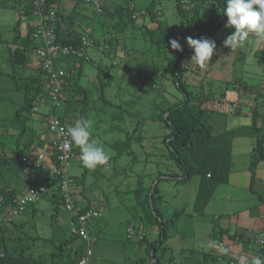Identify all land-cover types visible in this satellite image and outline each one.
<instances>
[{
    "label": "rangeland",
    "instance_id": "1",
    "mask_svg": "<svg viewBox=\"0 0 264 264\" xmlns=\"http://www.w3.org/2000/svg\"><path fill=\"white\" fill-rule=\"evenodd\" d=\"M187 1L184 9L190 11L192 3ZM149 3L151 0H134L136 11L144 9ZM103 5L113 10L116 5L126 6L127 2H80L79 6L84 7L79 8L86 10L88 15L84 20L77 16L76 20L81 24L75 28L83 36H91L97 41L96 45L89 48L87 45L84 50L89 61L84 62L78 83L87 87L95 97L103 94V99L95 98L96 107L88 108L81 113L82 117L68 118L72 125L80 119L89 121L91 139L98 141L110 155L107 165L89 170L82 166L77 147L78 151L74 152V159L67 170L69 178H83L85 202L101 214L94 223L87 224L88 234L96 240L89 245L91 254L88 264H124L132 260H140L144 264L151 262L145 251V243H139V239L145 236V242L149 243L160 238L161 230L156 224L151 227L150 221H154V218L150 217L144 201L155 185L153 205L158 212L157 219L168 221L163 231L165 238L159 241L162 246L156 248V255L165 250L166 264H204L203 253H207L210 254L207 264H212L215 261L211 260V254L217 252L218 243L229 242L234 231L240 233L243 228L241 222L248 217L258 220L256 225L251 226L254 228L251 236L254 239L260 236V229L264 227V220H261L264 216V194L259 198L250 191L220 185L203 208L195 202L199 177L193 176L184 182L175 181L183 176V172L170 158L164 142L169 130L155 119L159 108L184 99L172 82V73L166 69L164 56L167 51L156 46L158 32L154 40L143 34L141 24H148L147 17H138L136 24L131 25L118 16L113 19L111 15L101 14L98 10ZM207 5L204 8L207 7L210 15L214 6ZM155 9L160 11L161 25L174 38H179L183 47L186 43L184 38L189 35L185 23L178 16L175 0H157ZM2 12L0 31L7 38L15 16L10 10ZM225 23L221 26L216 23L210 25L201 35L215 41L217 48L208 66L203 69L190 60L185 62L183 81L191 100L204 98L200 106L210 111L213 133L235 127L231 161L233 169H236L249 164L251 160L255 139L251 137L253 132L249 124L252 122L253 106L258 113L256 125H264L259 115L264 112V105L258 98H255V104L252 96L264 90V51L261 49L264 39L250 35L241 47L231 50L223 45L233 31L226 28ZM113 38L116 42L109 43ZM2 50L0 44V120L4 119L2 124L8 127L17 108L11 99L17 101L19 94L9 90L11 85L6 73L10 68ZM30 60L31 63L33 60L37 62L34 55ZM30 66L35 68L33 64ZM68 73L65 72L64 83ZM99 80L104 82L103 88L99 87ZM246 88L254 91L249 92ZM62 97L61 89L56 109L61 107ZM50 107L47 102H42L37 105L36 114H28L32 117L28 126L44 138L51 137L48 132L44 135L45 125L42 123V115L50 114ZM238 107L240 111H237ZM13 131L12 127L9 137H0L12 145L16 134ZM22 153L35 158L39 148L23 147ZM262 161L253 169L255 176L258 173L263 176ZM16 167L20 174L29 175L31 182L49 189L34 202L33 210L30 206L26 212L12 218L16 223L24 222V231L34 238L33 242L30 240L34 252L49 254L54 244L70 236L71 213L65 211L62 205L54 209L52 192L56 191L57 181L50 172L26 165ZM9 178L18 177L11 175ZM3 183L0 182V185ZM78 206L81 208L83 204ZM127 228L132 231L129 237ZM254 246L258 250L255 243ZM82 247L81 256H74V263L71 264H78L79 258L85 255L86 245L82 244ZM63 260H67V257L64 256Z\"/></svg>",
    "mask_w": 264,
    "mask_h": 264
},
{
    "label": "trees",
    "instance_id": "2",
    "mask_svg": "<svg viewBox=\"0 0 264 264\" xmlns=\"http://www.w3.org/2000/svg\"><path fill=\"white\" fill-rule=\"evenodd\" d=\"M44 1V13L42 12L43 18H48L49 12L54 13V17L48 18V21L54 29L56 43L64 47H80L82 35L73 28L66 31L62 27L63 22L68 16L55 10L54 5L57 0ZM156 1L157 0H151V3H149L144 9H141L144 11V14L142 15H137L138 11H136L134 0H126V6L116 5L113 10H108V6L103 5L99 9V12L101 14L104 13L111 15L113 19H116V16H118V18L125 19L131 25L136 24L138 17H147L148 23H156L154 29H149L146 23H142L141 27L143 28V34L145 37L154 40L156 37L155 34L158 32V36L155 38L156 46L158 49L160 47L166 49L167 54L164 56V59L167 61L166 69L172 73V82L184 95V99L180 102L169 103L163 108H159V113L155 116V119L162 122L169 130L168 134L164 137V142L168 148L170 158L183 172V176L175 181L184 182L193 176L199 177L195 202L204 208L214 194L216 188L228 182L232 165L231 153L234 137L233 129L235 127L224 129L219 133H213V123L210 118V111L200 106V101L204 98H198L197 101H194L196 99L191 100L189 92L185 86L186 84L183 81V72L186 69L184 63L190 60L192 50L186 43L183 45L182 51L171 49L168 42L174 37L167 32L159 22L161 15L160 11L155 9ZM184 1V3H181V0H175L176 11L182 22L185 23L188 35L193 38H200L210 25L216 23L215 25L221 26L222 23L227 20V17L221 11L225 6V0H190L192 3L190 11L184 9V6L188 2L187 0ZM80 2H82V0H77L75 6L80 7ZM207 3H209L208 5L212 4L214 6L210 15H208L209 10L207 7L204 8ZM201 9L204 10L202 11ZM0 10L15 11V13L17 11L10 29V35H8L7 38H4L0 31V44L3 46L2 51L6 54L5 60L10 68L6 73L11 85L9 90L19 94L17 101L10 97V99L12 98V103L15 106L17 105L15 114L10 120V126L7 127L2 124L4 119H1L2 121L0 120V135H7L9 137L12 127L14 130L13 132L16 133L12 145L7 143L5 138L2 139L0 137V182H4L3 185H0V198H2V203H0V213H2L7 209L9 210V208L11 209L15 207L16 199L27 194L35 186L42 185L31 182L29 175L20 174L16 171V165H26L27 167L39 169L40 171H48L47 169L38 168L22 162V157L24 155L22 153V148H32L34 146L41 148L46 144L45 149H49L52 135L50 138L46 137L42 140L41 135H37L38 132L33 130L31 126H28V122L32 120V117L28 114H36L38 112V104L47 102L51 106V94L48 88L47 77L41 69L42 62L39 61L40 64L35 68H31L30 66V57L32 54H35V50L40 46V43L32 36L34 25L23 27L24 21H26L27 18L34 16L36 19L34 10L32 9L29 0H0ZM217 12L219 14L216 16ZM117 23L118 21L116 24ZM117 26L119 27L120 24L118 23ZM87 37L92 40L89 46L97 44L96 39L91 36ZM109 41L111 44L116 42L114 38ZM86 61H89L87 54H85L84 57L70 55L63 56L61 54L54 55V68L61 69L66 73L68 71L69 73L62 88L63 97L61 100V107L59 109H56V107H50V109L52 115H56L60 122L67 124L68 127L73 126L71 124L72 121H68L69 117H82L81 113L85 112L88 108L96 107L97 101L95 98L97 100L103 99V94L95 97L94 93H92L87 87L78 83L79 78L83 74V64ZM99 87H104V82L101 80H99ZM246 90H250L249 92L254 91H251V89L248 88H246ZM255 98L260 99V102L264 105V90L260 93L257 91L253 99L255 100ZM48 115L50 114L46 113L45 115H42V123L45 125L44 135L45 132H48L46 128V118ZM257 116V110L256 107H254L252 110V122L249 124L252 128L255 139L252 147L251 160L248 166L252 173V178L254 175V167L257 166V163L264 160V125H256L255 119ZM36 141H38L37 145ZM73 151L75 153L78 151L77 146ZM53 161L56 162V158L53 157ZM9 173L18 178H9L11 177ZM53 177L57 181L56 191L52 192L54 197L53 203L55 204L54 209L56 210L58 205L63 206V199L59 192V178L55 176ZM70 181L74 185L70 194L73 197L74 203L79 205L84 194L83 178H70ZM44 187L47 189V192L41 194L38 198L48 193L49 189L46 186ZM155 192L156 185L152 190L148 191L147 197L144 201L147 204V211L149 212L150 217L154 218V221H150L151 227L156 224L161 230L160 238L147 243L145 242L146 237L143 236L139 239V243H145V251L151 259L149 264H166L164 261L165 250H162L159 255H156V248L162 246V243L159 244V241H162L165 238L163 231L167 227L168 221L164 222L163 220L159 221L157 219L158 212H156L153 205ZM149 194H151V196L148 202ZM37 199L25 205V208L21 213L26 212L30 206L32 208V205ZM142 202L143 201H141V203ZM89 208L99 212L89 203L83 205L80 208V212ZM152 211H154V214ZM67 212L71 213V222L74 221L76 216L73 215L71 211ZM98 218H94L93 220ZM33 239L34 238L28 236L24 231V222L16 223L12 220L6 223L1 221L0 264H71L74 263V260H72L74 256H81L80 253L83 249L82 244H84L77 235L71 233L69 237L54 244V249L50 251L49 254L44 255L34 252L33 245L30 242V240L33 242ZM215 254H211V257L213 258L211 260L215 261L212 264H219L220 262H218L217 255ZM209 255L203 253L204 264H207ZM256 255L263 258V250L258 248ZM64 256L67 257V260H63ZM231 261L235 264L229 251V256L223 257L222 262L224 264H229ZM140 262V260H132L124 264H143Z\"/></svg>",
    "mask_w": 264,
    "mask_h": 264
},
{
    "label": "built area",
    "instance_id": "3",
    "mask_svg": "<svg viewBox=\"0 0 264 264\" xmlns=\"http://www.w3.org/2000/svg\"><path fill=\"white\" fill-rule=\"evenodd\" d=\"M34 15L36 16V23L34 24L33 38L40 43V46L35 50L34 56L37 59L38 65L41 61V69L44 71L48 88L51 94V107H56L58 99L64 84L65 72L61 69L54 68V55L61 54L63 56H75L84 57L86 46L90 45L92 40L87 36H82L81 45L78 48L61 47L55 41L54 29L50 25L48 18H53L54 13L49 12L48 18H43L44 13V0H29ZM86 2H93L94 0H84ZM181 0V3H184ZM42 14V15H41ZM144 14L143 10L137 12V15ZM46 128L47 131L52 135L49 149L41 150L35 158L27 156L22 157V162L28 163L32 166L47 169L53 176L59 178V192L63 199V207L67 211H71L76 219L71 222L70 232L78 236V238L86 245L85 255L78 260V264H87L88 257L90 255L89 245L95 241V239L89 236L87 232L88 220L100 217V213L89 208L85 211L80 212V207L73 201V197L70 194L71 189L74 185L71 183L68 177L67 170L70 162L74 159L73 145L67 136L68 125L60 122L59 118L52 115L50 109V115H48ZM53 157L56 158V162L53 161ZM47 192V189L42 185H37L32 188L27 194L15 200V207L9 208L6 211L0 213V222H10L14 216L19 215L29 202L37 199L41 194ZM2 203V198H0ZM79 208V209H77ZM127 237L132 234L130 228L126 230ZM254 243L257 247L263 250L264 258V230L261 231L260 236L254 239ZM217 260L219 264L222 262L223 257L229 256V249L222 243L219 242L217 245ZM227 250V251H225ZM233 264V262H229Z\"/></svg>",
    "mask_w": 264,
    "mask_h": 264
},
{
    "label": "clouds",
    "instance_id": "4",
    "mask_svg": "<svg viewBox=\"0 0 264 264\" xmlns=\"http://www.w3.org/2000/svg\"><path fill=\"white\" fill-rule=\"evenodd\" d=\"M221 11L227 17L225 27L233 29L223 41L224 47L235 50L241 47L250 35L264 39V0H225ZM184 39L192 50L190 61L201 69L207 67L217 48L215 41L191 36ZM168 43L173 50H183L179 38H172ZM67 136L70 142L79 148V159L84 168L95 170L98 166L108 164L110 155L98 141L91 139L89 121L77 120L73 126L68 127ZM240 264H264V258L259 255L253 256L251 260L241 257Z\"/></svg>",
    "mask_w": 264,
    "mask_h": 264
},
{
    "label": "crops",
    "instance_id": "5",
    "mask_svg": "<svg viewBox=\"0 0 264 264\" xmlns=\"http://www.w3.org/2000/svg\"><path fill=\"white\" fill-rule=\"evenodd\" d=\"M76 3H77V0H57L56 4L54 5V8L56 11H59L63 15L68 16V18L62 24L63 29L66 31H69L72 28L75 29V28H77V26H79L81 24L79 21L76 20L77 16H79L82 20H84L86 15H88L86 10L80 9L81 7H84V6H81L79 8L78 6H75ZM82 3L87 4V3H91V2H86V1L82 0ZM0 12L3 14L2 10H0ZM12 12H13L14 16L17 13V11H16V13H15V11H12ZM75 13H77L76 16L74 15ZM34 23H36V19L34 18V16H32L31 18H27L26 21H24L23 27L33 26ZM155 24L156 23H154V22H149L147 24V27L149 29H154L156 27ZM79 33L82 35L81 32H79ZM262 46L263 47H261V49L264 51V43ZM86 54H87V52H86ZM32 55H34V54H32ZM262 58H263V55H262ZM31 64H33L35 67L38 65L35 60H33V62ZM249 96H248V98H250ZM252 96L254 98V95H252ZM253 102L256 104V101H253ZM238 108L239 109L238 110L236 109V110L240 111V107H238ZM253 108H254V106H253ZM253 108H252V110H253ZM259 115L261 116V119L264 121V112L259 114ZM251 137L253 139L254 135H252ZM41 139L43 140L44 137H41ZM37 143H38V141H36V145H37ZM251 145H252V143H251ZM45 146H46V144H44L43 147L39 148V152L41 150H44ZM24 156H26V155H24ZM248 166H249V164L242 165L240 168H236V169L234 168L233 169V165H231V172H230V175L228 177V182L224 185L231 187V189L234 188V189L241 190V191H250L251 193H253V194L259 196V198H261L262 195L264 194V173H263V176H261L262 174H260V173H258V175H256V176L254 174L253 178H252V173L249 170ZM81 200H82L81 203L83 205L88 204L85 202L86 196L84 194H83ZM31 209L33 210L34 206ZM261 220H264L263 215L261 217ZM257 221L258 220L255 217H248L246 221L241 222V224L243 225L242 226L243 228L240 231V233L234 231L231 239H229V242H225V241L221 240L228 247V249L230 251V255H231L232 259L234 260L235 264H240V258L241 257H247L248 260H251L253 256H256L258 250L255 249L256 247L254 246V243H253L254 238H253V236H251V232L254 230V228H252L251 226L256 225ZM70 222H71V217L69 218V224H70ZM89 222L94 223L95 220H93V219L88 220L87 224ZM263 230H264V227L262 229H260V232ZM235 236H236V239H235ZM90 254H91V250H90ZM140 263L144 264V262H142V261Z\"/></svg>",
    "mask_w": 264,
    "mask_h": 264
}]
</instances>
